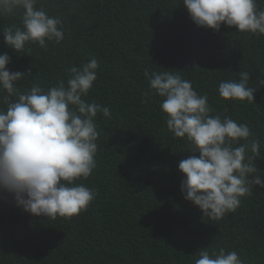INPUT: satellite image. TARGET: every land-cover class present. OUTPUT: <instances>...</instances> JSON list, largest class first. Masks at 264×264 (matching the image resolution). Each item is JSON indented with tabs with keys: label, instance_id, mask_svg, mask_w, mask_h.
Segmentation results:
<instances>
[{
	"label": "trees",
	"instance_id": "trees-1",
	"mask_svg": "<svg viewBox=\"0 0 264 264\" xmlns=\"http://www.w3.org/2000/svg\"><path fill=\"white\" fill-rule=\"evenodd\" d=\"M37 7L62 20L64 39L14 52L2 29L21 25L23 10L0 18V54L10 56V71L27 77L16 87L47 89L67 78L66 69L95 57L97 79L84 99L108 106L111 118L97 115L96 168L77 181L96 192L86 211L52 220L0 192V264H194L201 248L264 264V188L255 186L219 221L203 217L180 190L187 142L167 129L162 98L143 95L145 70L179 71L207 94L213 115L250 127L261 143L255 164L264 171V86L252 103L217 92L222 80L238 81L242 71L250 73L249 86L264 79V35L223 24L219 31L198 27L181 0H40Z\"/></svg>",
	"mask_w": 264,
	"mask_h": 264
},
{
	"label": "clouds",
	"instance_id": "clouds-1",
	"mask_svg": "<svg viewBox=\"0 0 264 264\" xmlns=\"http://www.w3.org/2000/svg\"><path fill=\"white\" fill-rule=\"evenodd\" d=\"M39 2L0 0V18L23 10L21 25L2 29L4 43L14 52L23 51L26 44L46 48L47 42L59 44L64 39L62 20L37 7ZM181 3L198 27L219 31L223 24L238 32L264 35V7L260 6L264 0ZM9 63L8 53L0 54V103L4 105L0 107V192L11 195L16 206L35 216L55 220L79 215L96 195L95 189L77 183L96 168V117L111 118L108 106L84 99L97 79L98 61L93 57L66 69L67 78L47 89L33 83L24 92L16 82L27 78L25 73L10 71ZM144 76L149 92L143 95L162 98L159 106L167 129L187 142L191 154L178 163L183 174L180 190L203 217L219 221L235 212L255 186L264 188V171L255 164L262 156L261 143L247 124L213 115L207 94H198L179 71L145 70ZM249 77V72L242 71L238 81L222 80L219 97L254 102L264 79L258 76L252 87ZM198 256L194 264H244L236 251L225 248H201Z\"/></svg>",
	"mask_w": 264,
	"mask_h": 264
}]
</instances>
